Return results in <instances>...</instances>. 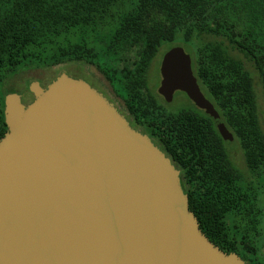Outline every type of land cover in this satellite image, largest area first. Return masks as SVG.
I'll return each instance as SVG.
<instances>
[{"label":"trees","instance_id":"1","mask_svg":"<svg viewBox=\"0 0 264 264\" xmlns=\"http://www.w3.org/2000/svg\"><path fill=\"white\" fill-rule=\"evenodd\" d=\"M164 44L190 51L199 88L240 147L250 178L232 162L213 118L190 100L177 112L159 103L149 70ZM72 62L93 66L122 93L130 125L180 169L189 209L209 241L246 264H264V133L246 67L264 102V0H0V86L18 69ZM26 91L24 104L33 100Z\"/></svg>","mask_w":264,"mask_h":264},{"label":"water","instance_id":"2","mask_svg":"<svg viewBox=\"0 0 264 264\" xmlns=\"http://www.w3.org/2000/svg\"><path fill=\"white\" fill-rule=\"evenodd\" d=\"M159 71L165 101L185 93L233 142L183 48ZM28 91L4 98L0 264H246L209 241L180 169L95 88L60 73Z\"/></svg>","mask_w":264,"mask_h":264},{"label":"rangeland","instance_id":"3","mask_svg":"<svg viewBox=\"0 0 264 264\" xmlns=\"http://www.w3.org/2000/svg\"><path fill=\"white\" fill-rule=\"evenodd\" d=\"M174 46H178V44L175 45L164 44L159 49L157 56L151 63L149 70V83L151 89H153L154 92H155V82L158 79V69L160 66L162 55H164L169 49L173 48ZM180 46L185 50V52L190 53L188 48L182 45ZM236 55L241 57L237 53ZM246 67L253 76V82H254V88H255L257 106H258V114L260 120L259 122L261 129L264 133V102L262 95V87L252 66L246 63ZM60 73H64L69 77L75 79L84 80L89 85L93 86L95 89L101 92L102 95H104V97L107 100H109L111 103L114 104L117 110L129 121L130 124L132 123V120L124 107L121 97L122 93L119 91H116L114 93L109 83L105 80V78L101 75V73L95 70L93 66L83 62L64 63L49 68H37L33 66H28L21 68L20 70L18 69L17 72H15L14 74L12 75L10 74L8 78L5 79L4 83L0 86V97H2L3 95L6 96L8 90H15L16 92L23 94L22 98L24 97V99L30 100L31 97H29L26 91L27 85H29L33 81H37L40 83L41 86H46L51 81V79L52 80L55 79L58 75H60ZM158 101L169 112H177L182 108H187L191 106L190 102L184 96L178 93H176L174 100L172 102L168 103L167 101L159 97H158ZM134 128L140 131L141 133L144 132L141 128H137V127ZM228 147H229L228 149L229 155L234 165L246 177L250 178V174L247 172L244 164L243 155L240 147L235 142L229 144ZM262 201L264 203V200ZM262 230H263L262 239H261L262 251H260V253H261V257L264 258V224Z\"/></svg>","mask_w":264,"mask_h":264},{"label":"flooded vegetation","instance_id":"4","mask_svg":"<svg viewBox=\"0 0 264 264\" xmlns=\"http://www.w3.org/2000/svg\"><path fill=\"white\" fill-rule=\"evenodd\" d=\"M163 56L164 55H162V58H163ZM162 58H161V61H162ZM161 61H160V64H161ZM159 68H160V66H159ZM54 80V79H53ZM52 79H51V81H53ZM50 81V82H51ZM160 81H161V75H160V71H159V69H158V79H157V81L155 82V92H156V94H157V96L159 97V98H161V99H164V97L163 96H161L159 93H158V88H159V85H160ZM49 82V83H50ZM48 83V84H49ZM47 84V85H48ZM46 85V86H47ZM46 86H42L43 88H45ZM91 86V85H90ZM93 87V86H92ZM94 88V87H93ZM97 90V89H96ZM98 91V90H97ZM99 92V91H98ZM101 93V92H100ZM176 93H178V94H180V95H182V96H184L188 101H189V99H188V97L186 96V94L185 93H183V92H181V91H175L174 93H173V96H172V99H171V101L170 102H172L173 100H174V97H175V95H176ZM102 94V93H101ZM21 96V95H20ZM104 96V95H103ZM21 100H22V97H21ZM165 100V99H164ZM23 102V101H22ZM31 102V101H30ZM169 103V102H168Z\"/></svg>","mask_w":264,"mask_h":264}]
</instances>
